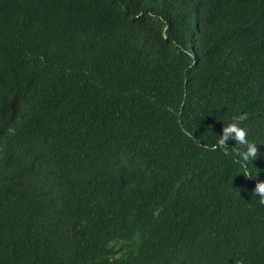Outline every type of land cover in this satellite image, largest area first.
I'll use <instances>...</instances> for the list:
<instances>
[{
  "label": "trees",
  "instance_id": "obj_1",
  "mask_svg": "<svg viewBox=\"0 0 264 264\" xmlns=\"http://www.w3.org/2000/svg\"><path fill=\"white\" fill-rule=\"evenodd\" d=\"M261 180L264 0H0V264H264Z\"/></svg>",
  "mask_w": 264,
  "mask_h": 264
},
{
  "label": "clouds",
  "instance_id": "obj_2",
  "mask_svg": "<svg viewBox=\"0 0 264 264\" xmlns=\"http://www.w3.org/2000/svg\"><path fill=\"white\" fill-rule=\"evenodd\" d=\"M247 119L246 115H238L234 117L232 122L223 127L221 134L217 136L215 142L212 144V150H216L217 147L223 151L224 155H234L237 162L241 163V174L244 177H256L253 176L251 170L248 168V162L254 160L259 155L256 142H252L248 139V130L241 126V122ZM231 138L235 141V145H240L241 148H236L233 153L231 149L226 146V141ZM253 196L260 198V203L264 204V180L257 181L253 188ZM29 243L24 245L23 248H28ZM125 249L123 248V251Z\"/></svg>",
  "mask_w": 264,
  "mask_h": 264
}]
</instances>
